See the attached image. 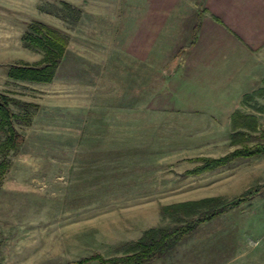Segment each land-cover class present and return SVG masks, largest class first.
Segmentation results:
<instances>
[{"label":"rangeland","instance_id":"1","mask_svg":"<svg viewBox=\"0 0 264 264\" xmlns=\"http://www.w3.org/2000/svg\"><path fill=\"white\" fill-rule=\"evenodd\" d=\"M119 2L0 0V93L13 99L15 127L25 140L18 150L0 147L6 164L0 177V264L119 257L124 244L146 229L187 218L164 212V206L215 196L230 201L264 184V154L186 174L200 164L196 158L264 143V95L223 97L229 100L218 105L224 111L195 110L199 98L186 97L191 107L178 110L181 90L172 73L180 65L135 55L130 33L112 21ZM35 22L67 39L50 82L7 74L13 66L41 65L44 50L24 40ZM172 50L152 52L158 58L164 52L167 60L177 48ZM235 111L255 115L256 129L234 128ZM235 131H244L243 139L232 137ZM261 195L199 224L148 264H247L248 257H232L235 247H256L261 238L235 234L251 231L262 216Z\"/></svg>","mask_w":264,"mask_h":264},{"label":"crops","instance_id":"2","mask_svg":"<svg viewBox=\"0 0 264 264\" xmlns=\"http://www.w3.org/2000/svg\"><path fill=\"white\" fill-rule=\"evenodd\" d=\"M131 6L129 0H120L112 21L122 26V32L130 33L125 35L132 39L129 46L135 55H141L138 58L152 64L180 65L181 71L172 73L181 90L178 104L183 107L178 110L191 107L186 97H198L195 110L224 111L227 109L218 105L229 100L223 97L237 99L262 88L264 0H134ZM174 48L177 50L167 60L164 52L160 58L152 52L165 49L169 53ZM254 222L251 231L235 236L261 238L259 245L248 247L239 242L232 257L245 256L247 264H264V212Z\"/></svg>","mask_w":264,"mask_h":264},{"label":"trees","instance_id":"3","mask_svg":"<svg viewBox=\"0 0 264 264\" xmlns=\"http://www.w3.org/2000/svg\"><path fill=\"white\" fill-rule=\"evenodd\" d=\"M24 40L27 45H36L42 48L45 52L44 59L39 66L23 65L10 67L7 72L8 76L13 79L30 82H50L57 65L62 59L65 47L67 46V39L47 24L35 22L30 25V30L24 36ZM253 94L264 95V79L262 88L254 91ZM248 95H245L244 99ZM12 101L13 99L11 97L0 93V147L3 152L18 150L25 141L23 135L15 127L18 115L11 108ZM21 104L25 105L23 103ZM256 124L255 115L242 114L240 111H235L232 114V126L234 128L238 126L255 130ZM243 132L235 131L232 133V137L240 135L241 139H243L245 134ZM262 138H264V135ZM233 140L235 141L236 139ZM257 154H264V143L258 142L251 146L243 145L217 158H196L195 160L199 161L200 164L186 171V174H200L201 172L223 166L238 156L250 157ZM5 170V162H0V177ZM258 194H264V184L249 188L230 201L222 200L220 197L215 196L164 206V212L183 214L187 218L170 226L146 229L139 239L124 244L125 254L122 256L105 258L101 255L94 254L83 257L76 261V263L148 264L156 258L167 255L169 251L174 249L199 224L220 216L225 211L232 209L241 202L252 199Z\"/></svg>","mask_w":264,"mask_h":264},{"label":"built area","instance_id":"4","mask_svg":"<svg viewBox=\"0 0 264 264\" xmlns=\"http://www.w3.org/2000/svg\"><path fill=\"white\" fill-rule=\"evenodd\" d=\"M255 244H256V242L254 241L253 245H255Z\"/></svg>","mask_w":264,"mask_h":264}]
</instances>
